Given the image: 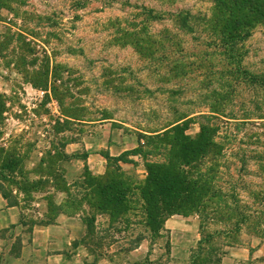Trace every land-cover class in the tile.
Returning a JSON list of instances; mask_svg holds the SVG:
<instances>
[{"label":"rangeland","instance_id":"obj_1","mask_svg":"<svg viewBox=\"0 0 264 264\" xmlns=\"http://www.w3.org/2000/svg\"><path fill=\"white\" fill-rule=\"evenodd\" d=\"M8 4L11 8L0 6V185L9 200L17 201L22 194L23 206L31 209L45 207L44 199L47 221L54 222L60 212L71 217L61 223L67 232L53 240L54 247V241H62L63 255L53 258L51 264H168L169 233L163 226L160 232L151 231L133 205L123 214H101L90 208L91 202L81 201L85 191L81 186L90 176L99 175L89 169L87 162L93 164L91 154H99L97 163L102 160L105 171L103 154L110 151L117 157L137 148L138 129L147 123L168 121L174 110L191 116L207 112L209 101L205 98L217 85L213 81L218 85L221 82V74H209L211 66L167 81L132 46H121L122 31L140 30L138 26L146 21L150 33L170 30L182 39L187 54L207 59L219 70L229 69L218 38H211L203 24L191 22L192 32L181 28L178 19L186 13L211 19L218 7L228 12L233 4L229 0H8ZM145 12L155 18L145 20ZM250 26L245 24L242 29ZM251 30V36L242 42L246 50L243 64L249 70L264 72V24H255ZM33 74L49 80L58 75L63 92H68L64 102H70L69 108L84 120L66 122L50 87L30 84L28 78ZM209 78L214 80L208 82ZM174 90V94L169 92ZM260 94L264 102V93ZM248 95L243 89L233 99L234 112L253 108ZM103 113L110 118L99 121L105 117ZM250 123L238 132L232 130L234 137L225 144L228 171L223 177L232 179L256 228H244L240 234L228 236L213 235L216 250L202 264H223L231 247L237 257L224 264H264V192L255 194L264 186V179L257 161L247 158L254 151L264 156V128L258 120ZM197 131L194 119L187 133ZM224 132L222 129L220 134ZM251 132L260 134L259 141ZM7 150L9 159L18 160L14 173L1 168ZM243 155L247 171L240 167ZM127 158L134 163L122 166L144 179V159L137 154ZM245 180L254 196L242 189ZM19 182L25 186L23 190ZM61 198L64 200L57 205ZM66 200H77L79 205L67 209ZM187 217L199 222L197 214ZM38 220L30 218V222ZM216 227L223 228L213 222L208 230L201 232L198 228V239L191 249L196 260L205 246V232Z\"/></svg>","mask_w":264,"mask_h":264},{"label":"trees","instance_id":"obj_2","mask_svg":"<svg viewBox=\"0 0 264 264\" xmlns=\"http://www.w3.org/2000/svg\"><path fill=\"white\" fill-rule=\"evenodd\" d=\"M229 1L234 8L224 12L218 7L211 19L188 13L178 19L181 28L192 32V24H203V27L210 31L211 38H218L220 42L218 45L223 48V55L226 58L225 65L229 69L219 70L218 66L209 60L187 54L182 46V39L170 30L165 29L157 34L150 33L146 21L138 26L140 30L122 31L119 39L124 43L121 46H132L142 59L152 63L154 69L160 70V74L167 81L187 77L188 73L202 72L211 66L212 72L209 74L213 76L216 73L221 74V82L218 85L213 78L207 79L208 82L213 81L217 84L205 98L206 102L209 101L207 112L191 116L174 110L175 114H172L168 121L166 119L161 123H147V126L138 129L140 139L137 148L117 157L111 156L109 152L103 154L107 160L104 173L90 176L81 186L82 189L85 188L81 201L91 202L90 208L93 207L101 214L108 213L112 216L116 213L123 214L133 205L140 211L146 225L153 232H160L165 219L173 214L183 216L197 214L201 232L207 229L211 222L223 226L205 232L206 234L203 233L207 238L205 246L200 249L201 253L197 254L199 259H195V262L200 263L216 250L211 240L213 235L240 234L244 228L255 229L257 225L250 220L247 204L239 199L232 179L225 180L223 176L228 171L225 144L234 137L232 130L236 129L238 132L253 120H258L259 126L264 128V102L260 100V93H264V72L245 67L243 61L246 50L242 45V42L251 36V29L255 24H264V0ZM0 6L11 8L8 0H0ZM145 13L147 16L145 20L155 18L149 12ZM245 24L246 27L249 24L252 26L242 29ZM19 64L23 65L21 61ZM205 75L206 73L203 74ZM58 77L55 75L49 80L47 76L33 74L29 76L28 81L35 87H50L52 94L61 104L66 122L84 120L69 108L70 102L69 104L64 102L68 92H63ZM243 89L246 90L247 95L249 94V102L253 104V108L242 109L240 113L234 112L231 108L233 99L240 95ZM169 92L174 94L175 90ZM108 115L103 113L102 116L105 117L100 118L99 121L110 118ZM194 119L198 123V131L191 135L187 130L189 123ZM90 120L98 121V119ZM222 129L225 131L223 135L220 134ZM251 133L259 141L260 134ZM131 154H137L144 159L146 169L144 179L137 178L135 173L122 166L121 163H134L127 158ZM10 155L8 150L3 152L1 168L14 173L17 170L15 165L18 160L9 159ZM248 157L257 161V168L261 170L264 179L262 152L254 151V154ZM246 160L243 155L240 167L244 171L248 170ZM4 175L2 173L1 177L5 181ZM242 182V189L249 190L248 184L244 183L246 180ZM18 184L23 190L25 187L23 183ZM223 184L228 186L227 190ZM249 191L252 196L255 194L261 196L264 186L260 191L256 190L255 194L251 189ZM0 195L9 200V194L2 185H0ZM78 205L77 200L67 201L66 208L72 210ZM167 247L170 252L169 242Z\"/></svg>","mask_w":264,"mask_h":264},{"label":"crops","instance_id":"obj_3","mask_svg":"<svg viewBox=\"0 0 264 264\" xmlns=\"http://www.w3.org/2000/svg\"><path fill=\"white\" fill-rule=\"evenodd\" d=\"M107 142L110 144L109 139ZM98 155V153L91 154L93 164L91 165L89 161L87 163L91 171L102 174L104 166L102 160L97 163L96 156ZM21 195L19 194L15 203L9 202L0 195V264H49L53 258L63 255V244L60 239L54 241L57 247L51 245L54 239L62 236L63 232H67L61 223L71 217L60 212L55 218L56 222L47 221L48 210L44 199L42 203L45 207L30 209L23 206ZM63 200L61 198L55 201L57 205H60ZM34 203L37 204L35 207L39 206L36 200ZM30 211L34 213L33 216ZM31 217L39 218V220L30 222ZM163 227L169 233L170 258L168 264H202L195 262L196 256H193L191 250L198 239L199 222L196 219L173 214L165 219ZM232 249L223 258V264L226 263L225 261L231 262L232 257H237V252H233L234 249Z\"/></svg>","mask_w":264,"mask_h":264}]
</instances>
